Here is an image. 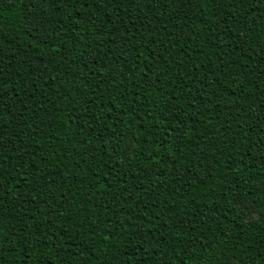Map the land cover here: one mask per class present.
<instances>
[{
    "label": "trees",
    "instance_id": "16d2710c",
    "mask_svg": "<svg viewBox=\"0 0 264 264\" xmlns=\"http://www.w3.org/2000/svg\"><path fill=\"white\" fill-rule=\"evenodd\" d=\"M0 264H264V0H0Z\"/></svg>",
    "mask_w": 264,
    "mask_h": 264
}]
</instances>
